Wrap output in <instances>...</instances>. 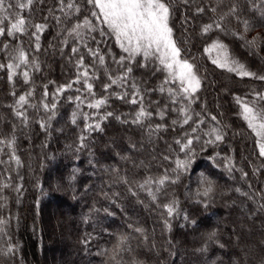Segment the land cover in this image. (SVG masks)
Returning <instances> with one entry per match:
<instances>
[{
	"label": "trees",
	"instance_id": "trees-1",
	"mask_svg": "<svg viewBox=\"0 0 264 264\" xmlns=\"http://www.w3.org/2000/svg\"><path fill=\"white\" fill-rule=\"evenodd\" d=\"M75 3L78 12H62L60 0H33L30 9H17L0 24L9 27L18 12L27 27L23 34L0 35V65L12 62L17 49L29 60L11 82L7 67L0 68V140L14 141L11 149L0 144V220L5 222L0 225V264H264V157L236 103L239 97L264 111L257 95L264 94V81L217 67L212 61L220 50L210 48L218 41L230 58L264 76V0H167L180 58L193 64L201 79L189 99L160 62L150 61L147 71L142 55L117 63L128 54L92 16L99 10L87 0ZM233 6L237 12L229 14ZM200 8L204 11L197 12ZM85 18L96 30L70 34ZM243 20L249 22L247 31ZM34 24L45 25L39 50ZM206 24H213L207 34L202 32ZM253 37L260 46L250 49L245 40ZM89 49L104 56L103 65ZM81 57L84 67L77 66ZM128 67L127 80H119ZM85 68L91 94L83 77L73 83ZM23 71L29 73L27 83ZM109 77L118 84L111 85ZM70 83L71 88L56 94ZM105 84L111 85L107 91ZM125 93L124 99L117 98ZM19 95L28 99L22 108L16 105ZM133 98L136 104L130 103ZM97 99L106 100L100 109L87 106ZM43 103H55L56 109L45 111ZM141 107L151 116L133 123ZM14 108L25 113L27 122ZM180 108L188 109V124ZM107 112L113 115L101 120ZM97 122L100 130H86V124ZM212 128L220 130L222 141L206 143L214 139L205 135ZM189 139L190 151H182ZM13 153L19 164L11 159ZM178 160L191 162L179 169ZM165 176L168 180L159 186L156 181ZM208 181L214 190L204 196ZM172 202L176 211L168 217L162 205ZM56 204L62 211L54 214Z\"/></svg>",
	"mask_w": 264,
	"mask_h": 264
},
{
	"label": "snow or ice",
	"instance_id": "snow-or-ice-1",
	"mask_svg": "<svg viewBox=\"0 0 264 264\" xmlns=\"http://www.w3.org/2000/svg\"><path fill=\"white\" fill-rule=\"evenodd\" d=\"M88 4L92 5L95 9H98V12H92V16L97 17L100 23L104 24L109 32H111L116 37V41L118 45L121 47L123 52L127 53V57H121L117 63H122L125 59H128L131 62L137 56H143L145 59L155 56L160 64L163 66V69L168 70L169 76L173 80H179L180 82V89L179 93L183 95L184 99H189V97L194 96L197 93L201 86V81L196 75L194 71L193 64L189 63L187 60H182L180 58L181 51L177 47L175 41L172 39V28L169 27V20L171 17V6L167 3V0H87ZM62 5L61 11L64 12L65 9H75L77 12L79 11V6L76 5L75 0H60ZM33 4V0H15V3H5V0H0V13H9V15H0V24L4 23V21H8L10 19V15L15 10H19L20 12L30 9ZM251 7L256 9V4H252ZM204 9L200 8L197 9V12H203ZM215 11V9H213ZM237 12L235 6L230 9L229 14H234ZM69 13H66L68 15ZM261 16H264V9H261ZM102 18V19H100ZM224 17H221L223 19ZM239 19V17H237ZM245 30L247 31L250 27L249 22L247 20L242 21ZM35 31L32 35L35 37L36 49L39 50V40H40V33L44 31L45 25L42 24H34L33 25ZM221 25L219 23H215V28L219 29ZM86 28L89 32L95 31L92 21L88 20L87 18L84 19L83 22L77 23L73 26L70 30V34H74L76 36H80L81 29ZM213 29V24H206L202 28V32L207 34ZM27 30L26 27V20L23 16L19 15L17 12L15 16L12 17V22L10 26L0 27V35H4L5 33L7 36L11 37L15 34H23ZM104 33L101 32V35ZM237 35L238 38L244 39L243 34L234 33ZM246 45L250 49L258 48L259 40L258 37H253L251 40H245ZM5 48L8 45H4ZM210 48L213 50H220V55L218 58L213 59V63L222 69H226L229 72H234L240 77H254L256 79L264 81V76H258L256 73L248 71L245 68V65L235 61L234 59L230 58L227 52V48L219 43L218 41H214ZM78 51L77 48L73 47L72 52L76 53ZM91 54L94 57H97L99 63L101 65L104 64V56L99 55L97 52L92 51L89 49ZM209 48L205 49V52H208ZM29 63L28 57L25 51L21 49L16 50V54L12 57V62L5 65H0V68L7 67L8 70V80L11 82L13 80V76L16 74V69L21 68L22 65H27ZM78 67H84L83 57L80 58L78 62ZM132 71L131 67H128L123 76L119 77V80L126 81L128 78V73ZM23 78L24 81L27 83L29 80V73L28 71H23ZM83 77V86L87 90L89 94L93 91V84L88 82L89 78V71L85 68L82 71L77 79L73 81V83H79L80 78ZM111 80V85H117L118 79L109 77ZM109 84H105V91L111 86ZM72 83L68 85L61 86L57 89V95L67 88H71ZM163 91V89H161ZM171 91V90H170ZM32 93H27V96H31ZM127 93L124 95H118V99H124ZM133 97L138 95L137 92L132 93ZM260 100H264V94H257ZM26 95H19L18 99L16 100V105L18 108H22L24 105L28 104V99ZM45 98L48 96L47 90L44 92ZM77 101L81 100L80 96L75 97ZM106 103L105 99H97L93 103H89L87 106L89 108L100 109L102 105ZM130 103L136 104L137 99L133 98L130 100ZM175 103V100H173ZM189 103L191 101L189 100ZM236 103L240 105L242 109V114L244 119L248 122V127L251 128L256 136L257 139V147L259 149V155L264 157V111H258L254 106H250L248 103H245L241 100V98H236ZM18 108H14L13 111L15 112L17 117L22 118L24 122H27V116L23 111L18 110ZM43 108L45 111L55 110L56 104L52 103L51 105L47 103H43ZM179 113L181 116L184 117L183 124H188L189 120H191V115L187 108H180ZM113 115L112 112H107L105 116H101L100 119L104 120L107 117H111ZM161 117L163 113L160 114ZM55 116V111H52V117ZM151 116L150 112H147L143 107L139 109L136 113L135 120L133 123L140 124L143 120ZM52 117H49L51 119ZM76 114H73V123H76ZM88 119V115L85 114V120ZM119 119V117H116ZM215 120V117H212ZM176 123V121H173ZM201 123H203L201 121ZM41 128H45V123L40 124ZM96 130H100L101 125L100 123H95V125H87L86 130H90L92 128ZM162 127V125H157V128ZM193 132L196 131L195 128L192 129ZM205 135H209L214 137V139H210L206 141V143H216L223 140V134L217 128H212L209 132L205 133ZM7 143V147L9 149L12 148L14 141L9 140L5 142L4 140H0V144ZM180 143V141H177ZM192 144V140L189 139L187 143L182 145L181 150L189 149L190 145ZM11 159L14 160L17 164H19V158L13 153ZM190 160L181 161L178 160L176 162L177 168L184 169L190 163ZM229 170H231L229 168ZM168 180V177L165 176L156 181L159 186H163L165 181ZM175 183V180L172 181ZM3 187H8L7 184L3 185ZM18 190V189H17ZM213 186L210 181L207 182V187L203 189L202 195L208 196L211 192H213ZM157 191H160V188H157ZM149 195H152L153 200H156V196L149 190ZM175 202L167 203L162 205V207L166 210L167 216L172 217L175 213L176 209L174 206ZM185 219H188L185 217ZM5 223L3 220H0V225ZM2 230V229H0ZM136 231H141V229H136ZM215 236V233H211L209 235V240H212ZM126 239V237L121 238V242ZM223 247V245H221ZM8 252H12L13 249L11 247L8 248ZM7 255V253H5Z\"/></svg>",
	"mask_w": 264,
	"mask_h": 264
},
{
	"label": "rangeland",
	"instance_id": "rangeland-1",
	"mask_svg": "<svg viewBox=\"0 0 264 264\" xmlns=\"http://www.w3.org/2000/svg\"><path fill=\"white\" fill-rule=\"evenodd\" d=\"M170 27V26H169ZM82 30V29H81ZM80 30V31H81ZM172 39L174 40V36H173V34H172ZM145 59V58H144ZM145 61V63H147L146 64V66L143 68V70H146L147 71V69H148V67L149 66H151V65H149L148 63L151 61V62H159V60L155 57V56H152V57H149V58H147V59H145L144 60ZM150 62V63H151ZM62 64H64V62H62ZM152 64V63H151ZM152 68V67H151ZM168 71V70H167ZM197 75V74H196ZM198 76V75H197ZM198 78H199V76H198ZM200 79V78H199ZM201 80V79H200ZM172 81H174L178 86H179V88H180V82H179V80H173L172 79ZM62 211V209L58 206V204H56V207L53 209V212H54V214H56L57 212H61ZM259 226V225H258ZM260 227V226H259ZM59 232H60V230H56V233H57V235H58V237H59ZM56 235V236H57ZM46 243V245H48V242H45ZM44 255L46 256V259H48V255H47V251L45 250L44 251ZM60 255V254H59Z\"/></svg>",
	"mask_w": 264,
	"mask_h": 264
}]
</instances>
